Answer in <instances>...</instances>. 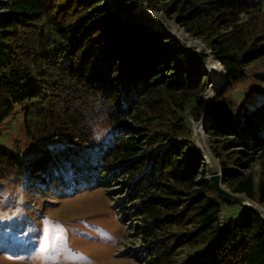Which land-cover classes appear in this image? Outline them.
<instances>
[{"label":"trees","instance_id":"16d2710c","mask_svg":"<svg viewBox=\"0 0 264 264\" xmlns=\"http://www.w3.org/2000/svg\"><path fill=\"white\" fill-rule=\"evenodd\" d=\"M112 3L129 13L163 3L207 41L227 82L210 104L206 58L112 12L107 0H0V123L18 107L29 140L42 146L26 159L0 145V202H13L14 219L23 205L28 222L35 207L99 188L122 222L134 223L139 245L130 252L140 262L264 264V217L242 205L223 222L231 203L206 178L190 122L211 105L205 131L220 171L212 169L227 189L264 207V62L256 67L264 0ZM251 76L246 98L235 99Z\"/></svg>","mask_w":264,"mask_h":264},{"label":"rangeland","instance_id":"374dc122","mask_svg":"<svg viewBox=\"0 0 264 264\" xmlns=\"http://www.w3.org/2000/svg\"><path fill=\"white\" fill-rule=\"evenodd\" d=\"M107 1L116 7L112 0ZM162 5L163 3H160L158 7L151 8L142 3L131 13L119 8L118 13H129L139 19H145L149 24L165 27L182 42L185 49L196 53L199 59L206 58V62L202 64L205 70L208 71L213 66L218 67L219 62L214 58L207 41L190 35L174 17L164 12ZM2 12L4 11L0 10V14ZM262 62L264 59L258 60L256 67ZM220 67V70L224 71L222 63ZM207 74L209 76V73ZM252 83L251 76L232 91L233 97L238 100L246 98L247 89ZM213 92L215 93V89ZM212 101L213 98L211 103ZM210 110L209 108L206 117ZM195 121L199 123V120L190 118L194 140L207 158L209 172L206 178L209 179L210 173L216 172L212 167L215 166L219 170L220 166L211 152L213 139L205 130L196 129ZM207 123L208 121L205 125ZM0 129V145L3 147L22 150L26 159L40 153L42 146L29 140L24 112L18 107L15 113H11L0 123ZM254 168L258 170V164L254 165ZM112 191L115 193V188ZM110 203L112 201L105 195L104 190L90 188L61 199L56 206L41 205L33 208V218H28L30 221L27 222L24 220L27 208L23 205L18 207L19 214L14 219L10 213L13 202H0V264H147L138 261L131 255L133 252H130L139 245L138 238L132 236L136 232L134 223H123L122 213L117 214ZM246 204L248 207L255 206L264 210V207L249 199ZM242 209L240 203L224 204L223 222L236 217ZM40 213L41 220L38 219ZM10 245H13V248L20 246L24 250L11 252L8 250Z\"/></svg>","mask_w":264,"mask_h":264},{"label":"bare ground","instance_id":"6f19581e","mask_svg":"<svg viewBox=\"0 0 264 264\" xmlns=\"http://www.w3.org/2000/svg\"><path fill=\"white\" fill-rule=\"evenodd\" d=\"M111 8V11L112 12H114V13H116V14H118V9L117 8H115V7H113V6H111L110 7ZM120 14V13H119ZM118 14V15H119ZM124 17V16H123ZM126 17H128L127 19H129V20H132V21H134V22H137V21H141V23H144V24H147V25H149L150 27H152V29L154 30V31H156V32H160V33H168V34H171L167 29H165V28H162L161 26H158V25H156V24H154V25H152V24H149V22H147L145 19H139L138 17H136V16H134V15H126L125 16V18L124 19H126ZM173 34H174V32H173ZM186 51L188 52V50L186 49ZM203 67V66H202ZM204 69V68H203ZM205 70V69H204ZM206 71V70H205ZM207 73H209L208 71H206ZM210 72L212 73L211 75L212 76H210V73H209V77H210V83L212 84V89H213V87H215V86H217V85H219L217 88H215V93L218 91V89H220V88H222V86L227 82V72H226V77L224 78L223 76H224V72H221L220 70H219V68H217V67H211L210 68ZM222 78H224L223 80H220V79H222ZM215 79V80H214ZM222 81V82H221ZM212 89H211V94H213L212 93ZM208 119V118H207ZM207 121H209V119L207 120ZM206 126V125H205Z\"/></svg>","mask_w":264,"mask_h":264},{"label":"water","instance_id":"95a60500","mask_svg":"<svg viewBox=\"0 0 264 264\" xmlns=\"http://www.w3.org/2000/svg\"><path fill=\"white\" fill-rule=\"evenodd\" d=\"M212 107L210 106V109ZM209 180L213 183L214 187L216 188L218 194L227 200L229 203H240L241 205L248 206L246 204L247 197L244 195L236 194L227 189L222 181V173L221 172H211L209 175ZM250 207V206H249Z\"/></svg>","mask_w":264,"mask_h":264},{"label":"built area","instance_id":"2783aa9c","mask_svg":"<svg viewBox=\"0 0 264 264\" xmlns=\"http://www.w3.org/2000/svg\"><path fill=\"white\" fill-rule=\"evenodd\" d=\"M122 15V14H121ZM123 15H126L125 13L123 14ZM122 15V16H123ZM161 26V25H160ZM162 27V26H161ZM163 28H165V27H163ZM188 50V52H190V49H187ZM219 62V61H218ZM218 65V67L217 68H219V70H220V66H221V63L219 62V64H217ZM220 65V66H219ZM203 66V65H202ZM213 67H215V66H213ZM204 68V67H203ZM224 69V68H223ZM207 71V70H206ZM221 72H224V78L226 77V70L224 69V71H222V70H220ZM208 72L210 73V76H212L211 74V72H210V68L208 69ZM224 78H222V79H220V80H223ZM222 82V81H221ZM211 83H209V85H208V89L206 90V92H205V98H206V96L208 97L206 100L211 104V100H212V96H214L215 95V93L213 92V94H211V89H212V84L210 85ZM213 89H215V87H213ZM212 89V90H213ZM216 91V90H215ZM212 97V98H211ZM208 117H203V119L200 121L199 120V123H196V121L194 122V126H195V128L197 129H199L200 131L201 130H205V123H206V121L208 120L207 119ZM251 208H253L254 210H256L259 214H261L262 216L264 215V210L262 209V208H260V207H256L255 208V206H251ZM264 217V216H263Z\"/></svg>","mask_w":264,"mask_h":264}]
</instances>
